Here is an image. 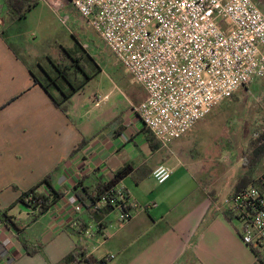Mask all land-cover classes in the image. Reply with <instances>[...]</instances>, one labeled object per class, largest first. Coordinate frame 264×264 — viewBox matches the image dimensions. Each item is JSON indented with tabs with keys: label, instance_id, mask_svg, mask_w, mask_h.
I'll return each instance as SVG.
<instances>
[{
	"label": "crops",
	"instance_id": "1",
	"mask_svg": "<svg viewBox=\"0 0 264 264\" xmlns=\"http://www.w3.org/2000/svg\"><path fill=\"white\" fill-rule=\"evenodd\" d=\"M21 19L13 18L7 0H0V211L7 210L21 229L19 233L0 221V264H65L78 247L86 248L97 264H259L241 240V224L222 209L245 169L227 188L219 164H197L191 151L184 150L188 133L201 121L162 146L136 113L146 98L136 83L115 97L112 92H86L85 85L65 113L35 83V69L17 50L35 57L33 47L17 33L7 35ZM63 64L70 65V58ZM162 164L173 174L158 184L152 174ZM126 167L130 172L118 186L140 208L122 225L117 211L107 214L95 239L83 240L74 226L80 219L94 222L84 208L77 212L80 181L96 189ZM47 176L65 197L35 216L17 202ZM47 188L43 185L40 191ZM93 245H98L94 251Z\"/></svg>",
	"mask_w": 264,
	"mask_h": 264
},
{
	"label": "built area",
	"instance_id": "2",
	"mask_svg": "<svg viewBox=\"0 0 264 264\" xmlns=\"http://www.w3.org/2000/svg\"><path fill=\"white\" fill-rule=\"evenodd\" d=\"M68 1L146 92L136 113L164 147L241 88L264 80V13L253 0ZM39 2L53 9L60 0ZM172 174L162 164L152 177L165 184ZM125 191L118 185L113 189L121 225L140 208ZM222 207L241 224L242 242L264 262V171L224 199ZM82 210L80 204L77 212ZM99 231L93 223L80 236L92 240Z\"/></svg>",
	"mask_w": 264,
	"mask_h": 264
},
{
	"label": "rangeland",
	"instance_id": "3",
	"mask_svg": "<svg viewBox=\"0 0 264 264\" xmlns=\"http://www.w3.org/2000/svg\"><path fill=\"white\" fill-rule=\"evenodd\" d=\"M253 1L259 4L264 13V0ZM16 33L21 40L33 47L35 57L25 54L23 49L17 50L36 72L43 74V69L51 72L52 63L69 62L65 50H74L77 57L83 58L81 65L86 66L89 57L94 62L95 76L86 84V92H98L102 96L112 92L111 97H115V92H129L135 88V83L120 62L68 0H60L53 9L40 2L28 11L25 18L13 25L7 35L11 37ZM15 41L12 39L11 43L15 45ZM86 68L90 71L89 67ZM262 124L264 125V80H259L249 86V89H240L233 98L216 106L188 133L184 150L191 151L189 154L194 155L195 160H192L197 164H219L220 170L226 172L223 177L226 187L230 188L242 169L244 152L252 134ZM176 159V156L173 157L172 163L176 164ZM262 171L264 161L258 174Z\"/></svg>",
	"mask_w": 264,
	"mask_h": 264
},
{
	"label": "trees",
	"instance_id": "4",
	"mask_svg": "<svg viewBox=\"0 0 264 264\" xmlns=\"http://www.w3.org/2000/svg\"><path fill=\"white\" fill-rule=\"evenodd\" d=\"M11 11H13V18H24L31 8L39 3V0H7ZM70 58L71 64L52 63L53 70L51 72L43 69L42 73H36L31 70V74L35 80V83L41 85V87L47 92L53 103L67 113L69 103L72 97L78 93L88 82H90L95 76V66L93 59L88 58L89 63L84 66L81 65L82 57L78 56L74 50H65ZM86 67L90 68L87 69ZM94 68V69H93ZM82 75V78L79 75ZM244 89V88H241ZM249 89V87H245ZM235 96V95H234ZM233 96V97H234ZM264 125H260L256 128L252 134V138L244 152V161L242 167L245 169L240 184L237 187V191L250 185L254 178L258 175V169L264 161V135H256ZM130 167L124 168L122 171L115 174L111 181L106 183H97L96 189H92L89 186L83 185V180L80 181L79 186H82L80 191L76 192V196L91 217L92 222L99 225L100 230H103L102 219L109 213L116 211V205L118 204V198L113 192V189L128 175ZM52 176H47L41 183L30 190L23 193L17 203H22L35 211V216L45 214L51 210L61 199L65 197L63 191L56 190L51 183ZM43 185H47L48 188L45 192L40 191ZM126 197L129 199L127 192ZM103 198L106 202L103 204ZM130 200V199H129ZM224 214L231 218L227 212ZM0 221L7 224L11 229L21 232L19 226L14 222L12 217L8 215L6 211H0ZM89 223L80 219L77 225L74 226L76 234L80 235L88 227ZM100 232V231H99ZM98 232V233H99ZM29 254L33 255L34 250H28ZM88 252L86 248L78 247L70 255H68L63 263L65 264H97L96 260L92 256H87ZM259 264H264L263 261H259Z\"/></svg>",
	"mask_w": 264,
	"mask_h": 264
}]
</instances>
